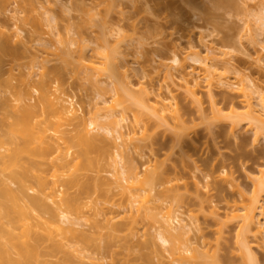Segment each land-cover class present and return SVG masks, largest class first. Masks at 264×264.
I'll return each mask as SVG.
<instances>
[{
  "label": "rangeland",
  "instance_id": "374dc122",
  "mask_svg": "<svg viewBox=\"0 0 264 264\" xmlns=\"http://www.w3.org/2000/svg\"><path fill=\"white\" fill-rule=\"evenodd\" d=\"M224 1L218 6L217 0H115V7L109 9L107 0H9L6 3L7 10L0 14V26L6 24L15 28L13 25L19 21L15 19L26 15L29 8L33 7L32 9L37 10H34V14L43 16L46 13V17L55 18L56 22L53 21L56 25L52 23L56 27L55 34L74 36L71 38L82 36L89 42L94 33L87 27H77L83 23H79L81 18H88V15L83 16L84 12L82 14L79 10L81 5H85L98 17L103 15L108 27L113 30L106 37L109 48L117 47L115 42L119 38L132 40H125L128 43L120 45L122 52L127 54V81L130 82L126 86H130V91L125 87L122 91H127L123 96L126 97L125 105H129V108L124 109V120L120 122V127L124 133L134 130L131 135L138 139L146 135L139 151L143 157L136 153H133V157L138 162H148L145 167H151L148 172L154 167L153 173L156 169L162 171L171 181L166 187H180L167 203L179 209L184 223L200 225L202 233L194 232L203 235L211 246V253L215 254L217 263L249 264L241 255L237 241L239 220H232V216L240 212L230 206L235 201L240 204L242 200L250 198L254 188L264 181V139L260 137L256 141L254 132L247 127L246 121L232 128L228 120L217 123L214 117L217 112L227 114L231 109L239 113V117L246 114V100L251 99L256 103L253 87H248L249 84L252 86L251 82L264 90V0ZM4 3L5 0H0V4ZM26 7L28 11L25 10ZM67 33L69 36L65 35ZM24 34L21 36L28 37ZM93 47L96 45L91 43V48ZM205 47L216 51L215 54L220 59L218 71L232 84L230 88L214 85L212 95H209L207 84L196 77L199 66L187 57L190 48H195L204 55ZM173 52L186 59L184 68L192 75L188 78H199V85L192 88L194 93L187 91L176 70H171L174 74L177 72L175 76L172 73V79H164L163 73L156 72L155 68L160 64L173 66ZM197 76L200 75L197 73ZM105 83L102 86L106 87ZM77 85L74 83L68 90L79 114L86 115L92 103L98 101L97 92L94 88L86 87L85 90ZM242 85L245 94L241 91ZM157 94L174 98L169 97V100L172 99L179 119H163L156 115L153 107ZM131 97L140 102L136 103ZM255 110L257 114H262L261 119L264 120L261 109L256 107ZM135 116L140 117V123H134ZM90 134H103L100 138L111 147L109 152L112 159L109 156L106 160L112 161L116 154L115 148H112L113 135H104V132L96 130ZM181 134L185 137L178 142L176 137ZM119 165L116 168L106 166L100 171L96 165L78 171L71 168V173L76 174L79 184L68 193L81 194V197L67 217L77 225L70 224L68 219L63 220L59 206L54 201L47 200L48 208L59 215L50 224L53 236L70 246L67 248L69 251L83 248L82 245L69 242L71 230L92 237L102 248L107 245L110 247L100 250L101 252H93L95 247H92L91 251H85L80 257L82 263L75 259L73 264H92L94 259L100 260L98 262L102 264H171L167 253L160 247L161 243L149 240L147 234H153L154 231L147 226L146 221L138 220L135 227L130 226L135 215L128 212L127 196L118 185L119 176L115 171L119 169ZM37 170L51 179L49 164H43ZM5 175L7 172L0 173V181H6ZM97 178V185L100 187H96L94 183ZM86 184H90V188L83 193L80 186ZM10 186L16 188L14 184ZM61 189L65 190V187ZM29 194L38 195V192L29 191ZM27 212L35 216L31 221L33 224L49 220L48 214L38 217L30 210ZM110 222L114 226H128L113 231ZM58 224L66 232L68 229L69 233L57 236L53 230ZM194 232L190 234L194 235ZM250 242L257 264H264V236L250 239ZM31 243L35 244L33 241ZM48 245L49 243H44L40 246L39 251L43 255L39 260L45 264L61 263V252L54 253L53 256L44 254L50 253ZM13 258L19 260L16 254H13Z\"/></svg>",
  "mask_w": 264,
  "mask_h": 264
},
{
  "label": "bare ground",
  "instance_id": "6f19581e",
  "mask_svg": "<svg viewBox=\"0 0 264 264\" xmlns=\"http://www.w3.org/2000/svg\"><path fill=\"white\" fill-rule=\"evenodd\" d=\"M8 1L0 4V14L7 10ZM107 1L109 9L115 7V0ZM223 2L225 1L217 0L215 3L219 6ZM32 8L29 10L26 7L25 10H29L25 11L26 15L15 19L19 20V23L13 25L15 28L6 24L0 26V173L7 172L6 181H0V264H45L39 260L43 255L39 249L44 243H49L47 248L50 249V253H44L45 255L53 256L58 252L62 254L61 263L54 264H73L75 259L82 263L80 257L85 251H91L92 247H95L93 252L103 251L107 247L110 249L109 245L102 248L96 244L95 239L83 232L71 230L72 237L69 242L82 245L83 248L67 250L70 246L60 242L52 234L50 224L54 223L59 215L55 210L49 209L46 202L54 201L61 209L63 220H69L67 215L76 207L81 197V194L68 193L79 184L76 174L71 173V168L74 167L78 171L96 165L100 171L106 166L118 167L119 163L121 166L115 171L119 176L118 185L127 196L128 212L135 215L130 226L135 227L138 220L146 221L147 226L154 231L153 234H147L149 240H158L161 243L160 247L167 253L171 264H220L217 263L215 254L211 253V246L203 235H198L202 233L200 225L184 223L179 209L167 203L180 187H166L171 181L162 171L156 169L158 172L153 173L154 167L149 170L152 171L151 174L148 172L151 167L145 168L148 162H138L133 157V153L143 157L139 151L142 148L141 141L146 139V135L138 139L131 135L134 130L133 133L122 132L120 122L124 120V109L129 108V105H125L126 97L123 96L127 91H122L130 82L127 81V54L122 52L120 45L127 44L125 40L130 39L119 38L115 42L117 47L109 48L106 37L113 30L108 27L103 15L98 14V17L85 5H81L79 10L82 14L84 12L83 16L88 15V18L83 17V20L80 17L79 23H83L77 27H87L94 33L89 42L81 34L80 38L55 34V18L46 17V13H41L43 16L34 14V10H37ZM75 18L79 20L78 17ZM96 27L99 29L95 30ZM21 32L28 37L24 33L25 38L21 36ZM65 35L69 36L68 33ZM90 42L96 47L91 48ZM212 50L214 49L205 47L206 52L201 55V51L190 48L187 54V57L199 66L197 73L200 76L195 73L196 77L207 84L209 95H212L214 85L232 87L227 78L218 71L220 59L215 54L216 51ZM172 57L173 66L160 64L155 68L156 72L163 73L164 79H170L174 74L172 71L176 70L187 91L194 93L192 88L199 85V78L196 80L194 74L195 79L188 78L192 75L184 68L186 59L180 58V54L173 52ZM123 62H126V65ZM74 83L85 90L86 87L96 89L98 101H92V105L90 103L92 107L89 106L91 109L86 115L79 114L74 98L68 90ZM104 83L106 87L102 86ZM251 84L252 86L249 84L248 87H253L256 103L251 99L246 100V114L239 117V113L231 109L227 114L217 112L214 119L217 123L228 120L232 128L246 121L247 127L253 130L255 140L258 141L260 137L264 139V120L255 108L259 107L264 116V90L255 83ZM241 89L245 94L244 87ZM169 97L173 98L170 95ZM169 97L156 95L153 107L156 115L163 119H179L177 109ZM131 98L136 103L140 102L134 97ZM140 121L139 116L134 117L135 124ZM90 129L104 132V135H113L112 148H115L116 154L113 155L112 161L106 160V157L110 156L111 147L100 138L103 134L91 135ZM183 136L181 134L176 137L178 142ZM110 157L112 159V156ZM43 164L50 165L51 179L38 172L37 167ZM63 177L69 179L63 180ZM98 181V178L94 179L96 187H100L97 185ZM10 184H14L16 188H11ZM89 185L80 186L81 191H88ZM62 187H65V190H62ZM29 191H37L38 195H30ZM231 207L240 212L233 215L232 220H239L237 241L241 255L249 264H257L250 239L264 236V181L254 188L250 198L242 200L240 204L235 201ZM28 210L38 217L48 214V222L33 224L31 221L35 216L29 214ZM70 224L75 225L72 222ZM107 224L109 225L108 222ZM121 226L109 227L118 231L128 224ZM66 230L67 232L58 224L53 232L57 236L67 235L69 232ZM192 231L198 234H190ZM13 254H16L19 260H15ZM93 261L92 264H102L98 259Z\"/></svg>",
  "mask_w": 264,
  "mask_h": 264
}]
</instances>
